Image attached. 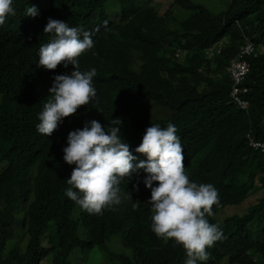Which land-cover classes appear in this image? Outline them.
Instances as JSON below:
<instances>
[{
  "label": "trees",
  "instance_id": "16d2710c",
  "mask_svg": "<svg viewBox=\"0 0 264 264\" xmlns=\"http://www.w3.org/2000/svg\"><path fill=\"white\" fill-rule=\"evenodd\" d=\"M146 0H113L119 17L106 15L107 0H13L15 15L0 25V264H71L70 254L104 246L118 234L126 251L109 252L114 264H186V252L152 231L151 190L145 170L125 177L121 203L100 215L82 210L65 192L75 165L65 163L70 132L98 121L107 131L119 119L122 141L136 153L146 129L174 124L191 182L211 184L219 194L209 223L222 238L198 264H264V152L247 146L245 135L264 142V0H228L213 13L193 0H173L187 12L177 21L158 14ZM46 2L32 18L28 7ZM49 19L92 33L94 47L79 59V70L95 69L91 104L65 118L49 137L37 132L38 116L54 77L75 69L38 67L39 48L51 41L44 33ZM171 21L174 22L171 24ZM256 51L247 58L248 108L228 102V60L244 38ZM82 38V33H81ZM224 39L218 54L207 51ZM181 51L175 55L176 50ZM157 185L154 183L153 187ZM259 192L241 214L223 220L214 215ZM130 195V198H129ZM81 227L85 238L78 235Z\"/></svg>",
  "mask_w": 264,
  "mask_h": 264
},
{
  "label": "clouds",
  "instance_id": "9594fccd",
  "mask_svg": "<svg viewBox=\"0 0 264 264\" xmlns=\"http://www.w3.org/2000/svg\"><path fill=\"white\" fill-rule=\"evenodd\" d=\"M13 0H0V25L9 15H15ZM35 17V6L26 9ZM50 34L49 43L39 48L38 67L54 71L58 65L75 69L70 75H57L43 104L37 132L51 136L61 121L73 116L81 107L92 103L97 91L93 87L95 69L79 70V57L94 47L92 33L67 23L49 19L44 28ZM82 33V38H81ZM248 92V90H247ZM230 103V102H229ZM119 119L111 120L107 131L98 121L86 123L82 130L70 132L63 159L75 165L66 182V196L82 210L100 215L103 210L121 203V181L131 178L134 171L145 170V187L151 190L152 231L164 241L173 240L186 252V264H198L209 259L207 249L222 238L218 225L209 223L213 206L219 205L218 191L211 184H197L185 173L183 148L174 124L166 128L152 125L146 129L136 153L145 155L135 169L136 157L129 144L122 141ZM156 187H153V184ZM130 198V195H129Z\"/></svg>",
  "mask_w": 264,
  "mask_h": 264
},
{
  "label": "rangeland",
  "instance_id": "374dc122",
  "mask_svg": "<svg viewBox=\"0 0 264 264\" xmlns=\"http://www.w3.org/2000/svg\"><path fill=\"white\" fill-rule=\"evenodd\" d=\"M194 2L200 3L213 13H217L226 8L228 0H193ZM140 6L143 5H153L158 14H162L165 10L169 9L171 15L175 17L177 21L184 19L187 16V12L178 8L173 4V0H146L139 3ZM47 7L46 2H40L36 7L37 12L43 10ZM106 15L111 20H117L119 17L118 5L113 2V0H107L106 2ZM26 18H32V16L26 15ZM174 22L171 21V24ZM5 163H0V170L4 167ZM259 196V192L248 196L243 202L236 205H229L223 207L219 212L214 215L216 220H223L232 214H241L247 208V206L255 201ZM78 235L84 239V233L81 227L78 228ZM120 236L118 234L112 235L106 241L104 246H94L88 250H75L70 256L69 260L71 264H114L111 259H109V252H119L126 251L121 244ZM259 264L262 262L258 261ZM39 264H51V257L48 255L44 257ZM221 264H225V260H222Z\"/></svg>",
  "mask_w": 264,
  "mask_h": 264
},
{
  "label": "built area",
  "instance_id": "2783aa9c",
  "mask_svg": "<svg viewBox=\"0 0 264 264\" xmlns=\"http://www.w3.org/2000/svg\"><path fill=\"white\" fill-rule=\"evenodd\" d=\"M224 42V39L216 41L207 51V56L211 57L214 54H218ZM180 54L181 51L177 49L175 55ZM255 55L256 51L252 42L245 37L238 50L228 60V64L225 67V72L230 81L228 102L241 110H246L249 104L247 99V87L243 84L245 75L249 69L247 58ZM245 140L248 147L259 150L260 152H264V142L255 140V138L249 132L246 133Z\"/></svg>",
  "mask_w": 264,
  "mask_h": 264
}]
</instances>
